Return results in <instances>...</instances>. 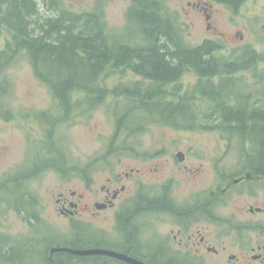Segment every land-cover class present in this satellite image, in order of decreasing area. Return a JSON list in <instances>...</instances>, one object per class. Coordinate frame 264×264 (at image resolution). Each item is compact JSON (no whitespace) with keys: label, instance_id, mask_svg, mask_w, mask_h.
Instances as JSON below:
<instances>
[{"label":"rangeland","instance_id":"374dc122","mask_svg":"<svg viewBox=\"0 0 264 264\" xmlns=\"http://www.w3.org/2000/svg\"><path fill=\"white\" fill-rule=\"evenodd\" d=\"M60 2V13L69 11L77 15L94 14L106 24L108 32L122 37L134 47L146 45L140 33L141 22L134 17L131 21L129 17L133 0ZM219 8L212 22L214 30H208L205 17L198 13L188 18L183 14L180 16L178 25L183 32V45L194 48L209 44L205 41L217 40V43L209 45H217L214 56L227 63L238 64L242 60L236 58L252 53L257 57V66L234 76L246 94L251 95L255 102L260 99L259 102L264 105L261 83L264 81V0H248L237 14ZM60 13L49 11L41 4L38 18L42 22L47 18L58 17ZM238 30L244 36L243 43L242 40L235 43L231 41L230 36ZM215 34H218V39ZM7 36V31L0 26V52L5 49ZM133 71L128 68L111 69L102 74L99 80L111 92L116 88L138 86L140 90L146 91L152 87L150 82ZM1 76L0 83L5 79L8 90L6 93L0 92V240L11 247L20 246L24 242L32 243V248L23 252L19 250L15 264H44L43 255H49L48 247L44 248L45 241L56 238L49 243V247L58 243L69 244L76 239L75 227L85 228V221L94 228L99 226L102 217L90 222L85 219V215L73 221L61 215L57 200L62 193L69 197L72 192L86 194V186H90L93 192L89 195L92 196L96 192L101 193L102 187L108 185L109 180L115 176H125L133 169L143 167L137 178L153 177L160 182L177 178L181 180L179 189L185 188L184 193L187 194L196 188L211 185L213 166L217 159L221 158L223 162L219 164L220 167H229L241 161L239 156L247 154L240 144L228 147L227 140L231 135L217 128L218 124L210 113L213 106L210 101L201 99L205 82H200L194 73L185 74L174 88L164 87V91L178 92L186 99H194L192 97L196 95L194 101L186 104L190 107V104L196 103L191 106L188 114L193 117L191 123L182 121L180 124L167 125L158 112H151L142 122L139 117L138 123L143 124L142 130L130 136H126V133L119 135L115 115L118 112L126 119L131 114L129 102L132 100H126V96L114 95L102 107L64 118L56 128L51 127L46 131V124L38 121V117L45 112H52L55 102L49 88L35 76L27 54L19 53ZM221 82L222 78L218 77L213 83L216 87ZM141 113L136 111L131 115ZM161 145L166 150L162 154L164 158L152 159L153 155L159 154ZM184 154L188 156L187 166L202 168L201 173L194 178L197 180L195 183L191 180L192 173H185L179 166H175L178 162L173 163L171 169L167 166L158 174L150 170L156 163H166L173 156ZM36 157L47 161L36 167L32 164ZM27 193L31 199L38 201L34 207L25 205L23 210L22 206H18L22 203V194ZM244 203V200H236L235 197L229 202L230 205ZM31 213L34 219H30ZM83 243L85 245V237L79 242ZM76 264L85 262L78 261ZM87 264L103 263L90 260Z\"/></svg>","mask_w":264,"mask_h":264},{"label":"flooded vegetation","instance_id":"af4514ba","mask_svg":"<svg viewBox=\"0 0 264 264\" xmlns=\"http://www.w3.org/2000/svg\"><path fill=\"white\" fill-rule=\"evenodd\" d=\"M247 2L248 0H150L146 9L156 14L159 25L163 26L160 47H185L183 32L178 25L182 14L188 18L198 13L205 17L208 30H214L212 22L215 13L219 12L217 8H225L237 14ZM134 4L135 0L132 8ZM217 36L215 34L218 39ZM230 37L234 43L239 40L244 42L240 30ZM217 42L205 41L209 44ZM173 61L179 64L177 59ZM138 64L140 63L135 61V65ZM238 64H243V61ZM174 68H178L180 76L176 75L168 84L157 86L155 90L148 88L146 91L137 86L133 87L135 90L123 94L132 100H129L132 114L136 111L143 112L142 115L134 117L135 125L139 124V116H148L151 112H158V115H188L191 106L196 105L195 102L190 107L186 105L194 101L196 95L192 97L194 99H186L178 92L164 91V87L174 88L187 73L196 74L199 81L205 83L209 82L208 77L200 76L183 66L175 65ZM245 71L241 70L237 74ZM133 72L151 84L156 81L150 74L136 70ZM261 83L264 89V81ZM205 93L201 92V99L208 102L210 97L205 96ZM259 100L255 102L252 98L250 105L240 111L263 115L264 105ZM210 103L212 106L211 101ZM218 112L219 109L211 107V115ZM227 142L229 148L235 143L242 145L247 154L239 156L241 161L229 167H220L219 164L223 162L221 158L217 159L213 166L211 185L196 188L191 193H184L185 188L179 189L181 180L177 178L165 182L153 177L137 178L143 170L142 167L133 169L125 176H115L113 180H109L108 185L102 187L101 193L96 192L92 196L89 195L93 192L90 186H86V194L72 192L71 197L60 194L57 200L60 214L71 221L84 215L90 222L98 217L103 219L97 228L86 221L85 228L75 227L76 239L69 244L58 243L49 247V243L56 238L48 241V264H76L78 261L87 264L90 260L101 261L103 264H264V151L256 141L228 139ZM161 147L159 154L153 155L152 159L164 158L162 154L166 150L162 145ZM187 160L188 156L185 154L176 155L166 163H156L150 170L158 174L167 169V166L171 169L174 167L173 163L178 162L175 166H179L185 173H192L191 180L195 183L197 180L194 178L201 173L202 168H190L186 165ZM234 197L236 200H244L245 203L230 205L229 202ZM109 227L111 228L108 230ZM84 237L85 245L79 244ZM0 242L6 244L4 247L8 252L3 253L0 264H10L6 262L8 260L15 264L19 250L23 252L32 248L30 242H24L17 247H11L1 240ZM56 249L85 252L102 250L117 253L123 258L106 255L83 257L69 251L51 255ZM22 261L24 262V256Z\"/></svg>","mask_w":264,"mask_h":264},{"label":"trees","instance_id":"16d2710c","mask_svg":"<svg viewBox=\"0 0 264 264\" xmlns=\"http://www.w3.org/2000/svg\"><path fill=\"white\" fill-rule=\"evenodd\" d=\"M41 4L49 11L60 13V0H0V26L8 33L5 49L0 52V78L19 53L27 54L35 76L49 88L55 102L54 112H45L38 117V121L46 124V131L56 128L64 118L82 115L85 110L93 111L112 100L114 95L124 96V93L135 90L136 87L108 90L99 80L108 70L128 68L150 74L156 79L150 90H155L157 86L168 84L176 75L180 76L178 68H174L179 65L208 77L209 82L204 84L202 92H206L204 95L210 97L212 106L219 109L212 115L217 128L230 134V139L256 141L264 151V114L240 111L250 105L252 96L246 94L243 86L234 79L239 71L257 66V57L252 53L236 58L243 61L239 65L220 61L214 56L217 47L209 44L194 48L160 47L163 38L160 32L164 29L156 14L146 9L149 2L145 0H135L129 14L131 21L134 17L141 22L140 33L146 42L144 47H134L122 37L108 32L106 24L94 14L77 15L63 11L58 17L41 22L38 18ZM175 59L179 64L174 63ZM135 61L140 64L135 65ZM218 77L222 82L215 87L213 82ZM7 86L4 79L0 83V92L6 93ZM127 97L126 100H130ZM131 114L125 119L115 113L119 135L126 133L130 136L142 130L141 122L147 116H139L141 124L135 125V116ZM160 116L167 125L193 121V117L185 114L163 113ZM43 158L38 160L36 157L32 164L41 166L47 161ZM21 201V205H16L25 210V205L34 207L38 200L31 199L27 193L22 194ZM32 215L30 219H34ZM44 245L47 247L48 243L45 241ZM4 246L0 242V258L3 253H8ZM43 258L48 264V256L43 255ZM6 262L11 264L12 261Z\"/></svg>","mask_w":264,"mask_h":264},{"label":"water","instance_id":"95a60500","mask_svg":"<svg viewBox=\"0 0 264 264\" xmlns=\"http://www.w3.org/2000/svg\"><path fill=\"white\" fill-rule=\"evenodd\" d=\"M60 251H69L71 252L72 254H75L77 256H91V255H106V256H112V257H115V258H123V256L121 255H118L117 253H114V252H109V251H102V250H95V251H81V250H69V249H56V250H53L51 255H53V253L55 252H60Z\"/></svg>","mask_w":264,"mask_h":264}]
</instances>
